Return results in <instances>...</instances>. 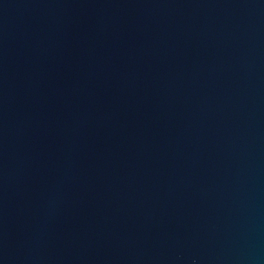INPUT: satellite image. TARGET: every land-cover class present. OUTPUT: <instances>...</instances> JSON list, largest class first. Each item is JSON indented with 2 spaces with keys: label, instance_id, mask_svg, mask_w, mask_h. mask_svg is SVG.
<instances>
[{
  "label": "water",
  "instance_id": "obj_1",
  "mask_svg": "<svg viewBox=\"0 0 264 264\" xmlns=\"http://www.w3.org/2000/svg\"><path fill=\"white\" fill-rule=\"evenodd\" d=\"M0 264H264V0H0Z\"/></svg>",
  "mask_w": 264,
  "mask_h": 264
}]
</instances>
